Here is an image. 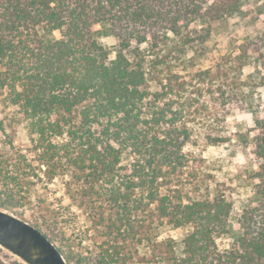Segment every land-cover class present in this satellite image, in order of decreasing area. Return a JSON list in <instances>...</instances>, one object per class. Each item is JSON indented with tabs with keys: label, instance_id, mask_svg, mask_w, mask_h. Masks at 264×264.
Returning <instances> with one entry per match:
<instances>
[{
	"label": "trees",
	"instance_id": "16d2710c",
	"mask_svg": "<svg viewBox=\"0 0 264 264\" xmlns=\"http://www.w3.org/2000/svg\"><path fill=\"white\" fill-rule=\"evenodd\" d=\"M242 1L0 0L1 104L26 122L30 154L9 143L16 164L0 160V208L20 218L38 209L29 223L69 264H264V102L249 152L259 199L240 212L241 235L227 248L217 240L234 203L199 193L211 177L188 150L227 144L231 112L256 106L264 74H241L262 58L264 29L213 69L189 80L176 71L207 53L210 34L196 24L222 21ZM102 22L118 41L112 59L95 39ZM45 31L59 36L46 43ZM57 180L66 210L106 241L83 251L66 236L44 192ZM167 227L190 231L159 240Z\"/></svg>",
	"mask_w": 264,
	"mask_h": 264
},
{
	"label": "rangeland",
	"instance_id": "374dc122",
	"mask_svg": "<svg viewBox=\"0 0 264 264\" xmlns=\"http://www.w3.org/2000/svg\"><path fill=\"white\" fill-rule=\"evenodd\" d=\"M196 29L208 31L210 38L207 43V53L196 60L195 67L176 68V71L186 80H189L198 70L213 69L228 57L235 56L241 44L261 33L264 29V0H243L232 15L218 22L203 20L196 24ZM58 36L57 32L45 31L41 33V38L46 43H51ZM95 39L110 51L109 59H112L115 51H117L118 41L111 34L108 22H102L97 26ZM144 47L146 46H141V48ZM159 70L158 76L161 77L163 75L161 74L162 67ZM255 71L264 74V51L262 58L249 60L242 70V80H246ZM149 90L151 92L157 90L154 83L150 84ZM254 102L256 106L253 109L248 111L234 110L227 118L226 134L230 139L227 144L216 147L188 148L194 153H200L205 159L202 172L211 177L206 185L201 187L199 193L203 196L213 197L218 191H222L229 195L234 203V210L229 219V234L217 240L220 249L227 248L241 235V231L235 228L239 214L259 199L255 193L253 182L248 179L252 169L249 152L254 141L253 130L259 125L263 113V109L259 105L264 102V88L255 90ZM0 123L4 130L3 132L0 131V160H9L10 163L16 164V156L13 151H10L9 143L11 142L15 149L21 150L25 155H30L27 152L29 143L26 122L17 114L16 109L3 110L1 98ZM129 163L130 159L124 158L123 164L128 165ZM46 188V191L39 190L46 193L45 198L52 205V208L63 215L61 224L67 237L76 244L79 242L83 251L91 250L96 245L106 241L103 236L104 231H92L78 209L71 207L66 210L69 202L60 180L54 181ZM37 210L36 208H26L23 218H18L29 223L28 220H30L31 215ZM189 231V227L181 229L167 227L159 231L158 239L173 238L178 240ZM0 264L26 263L0 247Z\"/></svg>",
	"mask_w": 264,
	"mask_h": 264
},
{
	"label": "water",
	"instance_id": "95a60500",
	"mask_svg": "<svg viewBox=\"0 0 264 264\" xmlns=\"http://www.w3.org/2000/svg\"><path fill=\"white\" fill-rule=\"evenodd\" d=\"M0 247L26 264H69L41 231L1 209Z\"/></svg>",
	"mask_w": 264,
	"mask_h": 264
}]
</instances>
